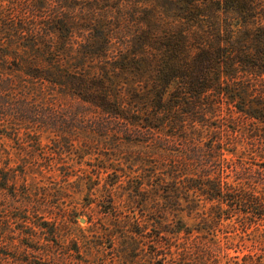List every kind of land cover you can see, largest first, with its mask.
<instances>
[{
	"label": "trees",
	"instance_id": "trees-1",
	"mask_svg": "<svg viewBox=\"0 0 264 264\" xmlns=\"http://www.w3.org/2000/svg\"><path fill=\"white\" fill-rule=\"evenodd\" d=\"M127 1L134 5L121 7L127 21L122 32L128 23H141L135 33L148 38L149 43H155L157 32L162 30L157 11L177 8L184 20L170 23L180 29H166L169 43L160 44L165 48L161 51L144 39L145 51L150 46L160 56L146 87L128 96L112 90L108 79L74 71L66 20L69 8L76 7L71 6L72 0H0V134L15 135L22 129L29 134L56 133L70 143L58 147L71 151V142L81 132L99 137L102 132L121 137L125 140L122 144L140 147L142 162L160 161L165 170L159 173L157 165L144 168L145 175L129 177L118 190L105 185L101 209L96 212L103 221L89 227L93 239L81 229L69 233L70 225L63 218L83 215L78 205L57 203L59 195H70L74 183L18 185L27 175L21 165L7 169L0 165V189L7 190L0 196L5 208L0 215V264H101V257L103 264H234L230 250L237 242L229 233L238 231L236 223L246 231L247 224L251 228L264 219V196L258 190L263 184V162L253 169L243 158H227L222 143L214 137L205 140L197 126L205 108L204 93L214 88L209 83L215 64L232 59L264 69V0ZM143 8H153V13L143 19L128 16L134 9L143 14ZM100 10L99 3L85 6L86 18L97 20ZM91 12L94 19L89 18ZM221 12L225 25L219 22ZM202 15H210L212 21L196 24ZM242 26L255 29L251 39L258 45L250 52L243 49L246 38L250 43L247 31L241 43L234 44L233 37ZM127 36L132 34H123ZM61 42L65 43L62 47ZM242 82L246 84L241 85L242 90L223 82L217 87L221 94L245 104L238 112L257 119L252 120L248 136L252 148L263 158L264 145L256 146L254 138L260 127L253 126L264 121L263 93L260 106L245 109L253 93L248 82ZM67 98L78 103L66 102ZM228 121L230 124L227 118L213 124L239 133L241 127L234 124L232 113ZM36 149L46 158L43 147L37 145ZM3 150L0 143V154ZM92 172L97 179L85 177L91 181V192L100 178L99 170ZM227 173H233L236 184L225 180ZM90 213L93 211L85 213L87 222ZM184 214L194 222L186 220ZM255 250L259 248L244 253L243 262L238 264H264ZM89 255H94V260Z\"/></svg>",
	"mask_w": 264,
	"mask_h": 264
},
{
	"label": "rangeland",
	"instance_id": "rangeland-1",
	"mask_svg": "<svg viewBox=\"0 0 264 264\" xmlns=\"http://www.w3.org/2000/svg\"><path fill=\"white\" fill-rule=\"evenodd\" d=\"M94 1L95 0H72L71 6L76 4V7L74 9L69 8L70 11H67L66 20L69 21L68 25L70 26L67 41L69 58H71L73 67L75 68L74 71L86 72L91 76L95 75L104 78V80L108 79L107 85L112 90H121L128 96L133 90H138V88L144 86L146 87L148 75H150V73L152 74L155 68L153 65L160 56V53L159 51L153 52L149 47L151 45L158 47L160 51L161 49H165L164 46L161 45H167L169 43L167 38L169 34L166 33V29L172 27L170 23H177L178 20H184L180 19L178 16L180 11L177 8L161 9V11H157L162 18L161 21L157 23L162 27V30L157 32L156 35L158 36L156 37V42L149 43L147 42L148 38H143V35L139 38L135 33V30H137V27L141 23L138 25L132 22L128 23L130 26H128L126 32H122L126 29L124 25L127 24V21L125 22L126 19L122 17L123 13L121 7H129L134 5V3L132 4L127 0ZM80 3H82V5H79ZM95 3H99L101 10L98 13H100L101 16H99V14L96 16L97 20H95L94 17L91 16L93 14V12H91L89 18L94 19V21H89V19L86 18L87 13L85 12V6L91 7V5L93 6ZM136 12L135 9L133 11L131 10L128 16H130L131 19H143L149 17L153 13V8H143V14L141 15ZM68 15L75 20L69 19ZM224 18L225 15L221 12L219 22L222 25H225ZM197 21L198 23L196 22V24H205L207 21H212V18L210 15H202ZM132 24L135 25L134 28ZM174 26L175 28L172 27V30L177 31L176 29H180V27ZM146 27L145 25L143 29ZM239 28L241 29L237 37H233L235 47L241 43V36L245 37L244 32L247 31V34L250 35V43H246L248 42V38H246V47H243V49L250 52V49L254 48L253 45H258L255 40L251 39V34L255 29L254 27H249L245 30L243 26ZM128 33L132 34V36H127L129 38L123 37V34ZM144 39L146 43L150 44L146 51ZM195 42L196 41H194V43ZM64 44V42L63 44L61 42L59 45L62 47ZM66 54L67 53L63 54L62 57L65 58ZM171 63L173 62L171 61ZM211 64V66H213L215 62ZM210 73H212V77L209 85L214 86V88L219 86V83L222 84L221 82H223V84H229L231 87L238 86L237 89L242 90L244 88L241 85H246L243 84L242 80L247 81L250 85V91L253 93L251 96L253 100H250L251 102H249L245 109L250 110L252 106H260L261 104L258 105L260 103L259 97L262 93L264 109V69L262 67L257 68L254 66V68H251L249 65H243L230 59L221 64H215L210 70ZM173 88L174 87H172V89ZM214 88L212 87L211 90H207L204 93L207 98L204 99L205 108L202 113L199 114L200 122L197 125L198 129L201 131L202 137L205 140L214 137L216 142L220 141L223 145V152L227 158H243L244 162L251 164L253 169L261 167L259 163L263 162V184L259 185L258 190L263 192L264 196V156L262 158L260 153L252 148L248 136V128L252 127V120L257 121V119H252L250 114L241 111L238 112V107H245V104L241 103L240 99L232 100L229 94H221L218 87L216 90H214ZM202 98H204V96L201 94L200 99ZM67 100L66 102L78 103V101L72 98H67ZM212 107L214 108V112H212ZM231 113L233 114V118L236 119L234 124L238 123V126L241 127L239 133H236V131L232 132L229 129H227L228 131L223 130V128L213 124L217 120L220 121L225 118H227L226 123L230 124L228 120ZM211 123L214 126H211ZM258 124L253 125L260 127L259 131L255 132L256 137L254 138L255 145L261 146L260 144L262 143L264 145V121ZM188 126L185 127L187 128ZM5 133L11 136L8 137ZM78 135L76 137L77 139L71 142L74 146L72 150L67 151L64 149L61 150L58 146L64 148L70 143L56 133L30 132L29 134L26 133L24 129L15 135L10 132H3V134H0V143L4 144L5 150L0 154V165L6 169L8 166L14 168L21 165L27 172V175L26 180H22V178L19 179L18 185L22 183H27L28 185L38 183L39 185L53 187L56 182H60L62 185H67L69 182L74 183L73 188L69 190L70 195L67 197L59 195V197H57V203L62 204L66 202L69 206L78 205V211L83 215L75 217L71 215L73 222L69 215L65 216L63 219L66 224L68 223L70 225V234L71 232L77 233L79 229H81L92 238L93 235L89 231V227L97 226L103 221L101 219V214L96 212L101 209L100 196L101 190H103L105 185L111 188L115 187L116 190H118L120 183L126 184V182L129 181V177L145 175L144 168H151L157 165L156 171H159V173L165 170L162 169L164 167L161 166L160 161L151 163L147 161L142 162L141 155L138 152L140 147L130 144L129 142L122 144L125 140L121 139V137L118 139L116 137L112 138L111 134L105 136L102 132L101 137L86 132H81V134ZM235 136H238L240 140L238 141ZM37 145L44 148L46 158H42L39 155L40 151H37ZM76 150L79 152L76 153ZM94 169L100 171L99 183L94 185L95 189L93 192H97L96 194L89 191L88 185L91 181L85 178L90 175L94 177V179H97L94 172H92ZM66 171H69V173H66ZM234 179L233 173H227L225 180L234 183ZM115 188H113V190ZM49 192H53V189H49ZM6 193L7 190L2 189L0 196L3 197ZM1 203L0 197V215H2L5 210ZM91 210L93 211V213H90L92 217L89 219V222H87L88 216H86L85 213ZM184 218L191 223L194 222L190 220L186 214H184ZM46 219L51 220L50 216L47 215ZM82 219H84V221H82ZM233 219L236 221V216H233ZM44 220L45 219H43V221ZM236 225L239 227L238 231H231L229 233L237 242L230 250L233 263L238 264L243 262L244 253L256 248H259V250L255 251L258 252V254L260 253L259 255L263 257L264 263V219L258 220L251 228L250 225L247 224L248 230L246 231L244 229V231H242L240 223H236ZM69 238H73V236L69 235ZM93 239H95V236H93ZM147 242L150 243V238H147ZM101 249H103L102 245ZM93 256L89 255V257L93 258L92 260H94ZM98 262L103 264V257H101V260H98Z\"/></svg>",
	"mask_w": 264,
	"mask_h": 264
},
{
	"label": "water",
	"instance_id": "water-1",
	"mask_svg": "<svg viewBox=\"0 0 264 264\" xmlns=\"http://www.w3.org/2000/svg\"><path fill=\"white\" fill-rule=\"evenodd\" d=\"M82 221H84V219H82Z\"/></svg>",
	"mask_w": 264,
	"mask_h": 264
}]
</instances>
